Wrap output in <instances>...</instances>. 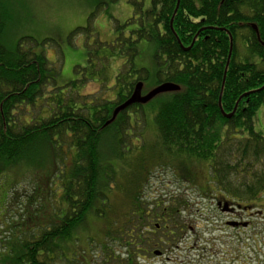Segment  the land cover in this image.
Returning a JSON list of instances; mask_svg holds the SVG:
<instances>
[{"label": "trees", "instance_id": "1", "mask_svg": "<svg viewBox=\"0 0 264 264\" xmlns=\"http://www.w3.org/2000/svg\"><path fill=\"white\" fill-rule=\"evenodd\" d=\"M111 1L132 7L133 17L123 26L136 27L122 39L125 51L117 56L124 63L113 79V100L87 102L68 90L76 82L66 86L67 92L55 87L51 65L33 50L39 44L21 40L14 51H8L2 42L5 25L0 23V177L15 165L26 164L33 169L30 173L36 172L44 165L41 159L49 155L44 185L55 202L52 205L50 198L43 206L40 220L0 231V264H83L65 259L62 252L79 242L77 232L88 213L104 216L111 206V192L119 188L124 195L113 199V219L104 225L103 240L96 246L104 252V264L114 261L116 254L108 242L124 249V264H134L138 236L154 218L142 194L156 166L169 167L178 181L195 185V165L206 164L208 179L199 192L211 199L219 194L247 207L264 196V132L255 129L260 107L264 117V90L242 97L264 86V0H179L175 14L178 0ZM142 41L156 47L154 84L144 87L143 93L163 83L180 88L170 93L154 116L160 151L151 158L169 154L182 158L183 164L173 166L172 158L157 162L143 169L144 179L131 182L130 189L117 177L114 164L124 149L131 151L132 139L145 129L143 106H132L104 125L136 83L149 80L148 72L133 63ZM237 102L234 115L223 117L221 110L229 115ZM37 108L39 113L29 112ZM19 110L26 111L30 121H22ZM66 159L73 167L58 186L57 174ZM118 201L124 206L120 214ZM171 205V223L176 225L183 204Z\"/></svg>", "mask_w": 264, "mask_h": 264}, {"label": "rangeland", "instance_id": "2", "mask_svg": "<svg viewBox=\"0 0 264 264\" xmlns=\"http://www.w3.org/2000/svg\"><path fill=\"white\" fill-rule=\"evenodd\" d=\"M132 17V7L123 1L114 3L111 0H0V23L5 25L2 38L4 47L12 52L21 40H34L39 44L33 46L34 52L42 53L51 65L50 77L55 83L54 86L62 89L65 87L64 92L69 90L86 97L87 102L115 98L116 90L111 89L113 79L124 63L123 57L117 55L118 52L125 51L122 39L136 28L123 25ZM77 30L81 32L75 33ZM137 50L134 66L148 72L149 80L144 87H152L156 71V47L152 43L142 41L137 45ZM103 68L106 70L102 71ZM72 82H76L75 85L66 88ZM170 95H159L143 105L146 114L145 129L140 132L138 139H132L131 151L124 149L121 157L115 160L114 165L118 167L117 177L127 188H133L131 182L140 183L144 179V171L157 162H171L172 158V162L175 161L173 166L177 163L183 164L182 158L177 160L169 154L151 158V155L160 151L156 146L154 116L160 105L169 100ZM29 112L35 115L39 113V108L30 109ZM19 116L22 121L28 122L31 119L23 110H19ZM255 129L264 132L262 107L256 112ZM49 160V155L43 157L41 162L44 165L36 172L30 173L33 169L26 164L15 165L8 168L4 177H0V231H8L12 225L22 222L26 225L29 222L30 225V219L40 220L43 206L48 204L50 198L51 204L54 205V199L48 198L44 185L48 170L45 162ZM72 167L73 162L66 159L57 174L58 186L63 179L69 177V169ZM195 167V185L178 181L169 167L156 166L148 175L143 188V202L147 204L149 212L152 210L151 203L155 202L161 207L173 203L183 204V212L178 216V221H174L183 231L175 232L172 250L166 253V256L173 260L171 264H264V196L252 203L251 209H255L252 211V217L248 215L249 210L247 213L242 211L247 218L248 228L233 230L224 227L226 217L215 210L214 201L201 198L199 192V189H205L208 167L202 163L196 164ZM123 195L122 188L113 190L109 196L111 206L113 199L117 200V197ZM116 205L119 206L117 213H122L124 206H120L119 201ZM111 206L105 208L102 218L91 216L92 211L88 213L77 232L79 242L74 248L70 247L66 252H62L65 259L70 258L83 264H104V252L96 245L103 240L100 233L104 230V225L113 219L114 210ZM2 208L4 212L1 211ZM258 211H261L262 215L255 216ZM144 234H147L146 231ZM86 240L96 242L89 245ZM111 244L108 242L107 246L116 252V261H109L107 264H124V249ZM152 257L150 255V260L146 263L161 264ZM134 258V264H138L136 255Z\"/></svg>", "mask_w": 264, "mask_h": 264}, {"label": "flooded vegetation", "instance_id": "3", "mask_svg": "<svg viewBox=\"0 0 264 264\" xmlns=\"http://www.w3.org/2000/svg\"><path fill=\"white\" fill-rule=\"evenodd\" d=\"M200 195L203 199L215 202V210L220 211V213L226 217L224 227H228L233 230L245 229L249 227L247 218L244 217V213L242 211L247 213L249 210L248 215L252 217V211H254L255 209H251L249 207H245L246 209H236L232 202H229L226 199L222 198L219 194H216L213 197L214 199H210V196H206L205 194ZM224 203L229 204L228 210L226 212L222 211L224 208ZM151 206L154 207L151 210V215H153L154 217L153 221H151V223L149 225H146V227L144 228L143 233H145L146 231L147 234H140L138 236L134 254L137 257L138 264L141 262L146 263V261H149L150 255L153 256L152 258L154 260L159 261L161 264H171L173 260L170 257L166 256V253L172 250V244L174 243L175 237V233L173 232V230L178 229L180 232H182L183 228L171 223V215L168 209L172 205H164V207H161L159 203L155 202L151 203ZM160 208L162 209V212L160 211ZM181 211L183 212L182 209ZM257 215H262L261 211L256 212L255 216ZM228 222L237 223L238 226L229 227L227 225ZM113 260L116 261L115 259Z\"/></svg>", "mask_w": 264, "mask_h": 264}, {"label": "water", "instance_id": "4", "mask_svg": "<svg viewBox=\"0 0 264 264\" xmlns=\"http://www.w3.org/2000/svg\"><path fill=\"white\" fill-rule=\"evenodd\" d=\"M178 5H179V0L177 1L174 14L176 13V11L178 9ZM172 19H173V17H172ZM172 19H171V21H172ZM252 27H253L254 30H256L255 26H252ZM231 44L232 43H231V39H230V52H229V55H228V60H229L230 53H231ZM185 50L187 51L188 49H185ZM227 66H228V62H227L226 67ZM224 78H225V73H224ZM143 87H144V84L142 82L136 83V85H135V87L133 89V92L130 95V97L125 102H123L122 104L118 105L113 110L111 119L108 122H106V124L104 126L110 125L112 122H114V120L116 119V117L120 113H122L123 111H126L128 108H130L132 106H135V105L143 106V105L149 103L151 100H153L155 97H157L159 95L167 94V93H175V92H178L180 90V88L178 86L174 85V84L163 83V84H160V85L154 87L153 89H151L150 91H148L146 94L143 95L142 94ZM262 90H264V86L262 88L256 90V91H252L250 93L244 94L242 97L248 96L249 94L260 92ZM240 99L238 100V102L240 101ZM220 102H221V97H219V102H218L219 108H221ZM238 102L236 103L233 112L231 114H229V115H225L222 112V110H221V113H222L223 117H225L226 119L231 118L234 115V113H235V110L237 108ZM219 206H221V205H219ZM228 206H229L228 203H224V208H223L222 211L226 212L228 210ZM236 208L237 209H241V206L237 205ZM244 209H246V208H244ZM227 225L230 226V227H237L238 226L237 223H228Z\"/></svg>", "mask_w": 264, "mask_h": 264}]
</instances>
